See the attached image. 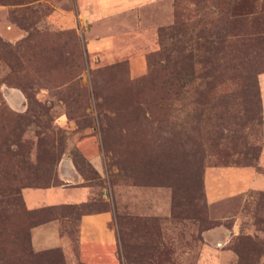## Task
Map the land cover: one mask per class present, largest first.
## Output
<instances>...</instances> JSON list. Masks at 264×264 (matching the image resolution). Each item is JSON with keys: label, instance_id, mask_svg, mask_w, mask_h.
Here are the masks:
<instances>
[{"label": "rangeland", "instance_id": "1", "mask_svg": "<svg viewBox=\"0 0 264 264\" xmlns=\"http://www.w3.org/2000/svg\"><path fill=\"white\" fill-rule=\"evenodd\" d=\"M85 2L0 0V264H84L78 208L22 196L71 180L67 161L113 212L120 264H264V190L205 193L256 165L264 0H154L112 23L117 55L86 48ZM55 217L65 254L34 251Z\"/></svg>", "mask_w": 264, "mask_h": 264}, {"label": "crops", "instance_id": "2", "mask_svg": "<svg viewBox=\"0 0 264 264\" xmlns=\"http://www.w3.org/2000/svg\"><path fill=\"white\" fill-rule=\"evenodd\" d=\"M84 1H87L85 3L89 6L86 13L87 20L95 23L91 31L88 32L86 48L88 50L104 49L106 53H109L108 55H117L120 53L114 49L118 37L114 35L112 23L116 21L128 22L130 11L137 12L140 7L151 4L154 0ZM117 14H122V17H114ZM257 86L260 103V141L255 161L256 165L216 168V171L210 173V177H213L212 184L208 183V189L205 190L208 201L246 189L264 190V171L260 172L257 169L264 170V72L258 74ZM88 161L94 168H97L100 163L96 153L88 154ZM64 166L69 173L75 174L65 184L61 183L60 186L44 189L26 188L22 191L23 202L28 209L78 205L90 201L89 188L81 185L83 179L75 171L72 163L67 161ZM227 168H232V170L229 171ZM208 174L209 171H206V180ZM59 178L63 179L64 174H60ZM233 181L239 182V184L231 186ZM112 221L113 212L108 209L84 213L77 217L76 262H83L84 264H120L117 256L118 239ZM60 223L59 219L55 217L32 226L29 238L32 249L34 251H47L59 248L65 254L64 250H66L67 245L65 238L59 232Z\"/></svg>", "mask_w": 264, "mask_h": 264}, {"label": "trees", "instance_id": "3", "mask_svg": "<svg viewBox=\"0 0 264 264\" xmlns=\"http://www.w3.org/2000/svg\"><path fill=\"white\" fill-rule=\"evenodd\" d=\"M242 13H245V11L244 12H238V14H240V15ZM246 13H247V11H246ZM74 207L78 208L77 217L80 216L81 214H84V213L98 212V211H102V210L108 209L106 207V205L103 206L102 208H95L94 206H92L91 204H88L87 202H85L84 204L74 205Z\"/></svg>", "mask_w": 264, "mask_h": 264}]
</instances>
